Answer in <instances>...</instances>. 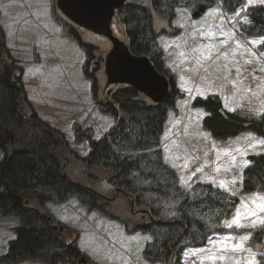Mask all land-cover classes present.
Segmentation results:
<instances>
[{
  "label": "rangeland",
  "instance_id": "1",
  "mask_svg": "<svg viewBox=\"0 0 264 264\" xmlns=\"http://www.w3.org/2000/svg\"><path fill=\"white\" fill-rule=\"evenodd\" d=\"M56 1L0 0V25L10 55L22 71L26 115L35 113L62 133L71 151L85 156L90 149L88 139L78 136L75 127H89L95 139L103 137L115 120L100 109L98 101L105 103L123 84L107 85L105 58L112 48L108 37L74 24L58 9ZM127 1L146 3V0ZM206 4L198 17H194V13L199 8L186 7H178L169 23L154 17V27L160 32L158 44L163 52L164 67L174 77L180 94L164 123L160 139L163 158L175 169L179 185L187 191L199 183L221 189L220 181H225L228 190L223 191L232 204L231 214L220 224L210 226L212 231L206 243L185 248L179 264H253L254 259L261 261V254H264V226L260 225L264 212L257 208V204L264 203V191L242 192L246 168L243 165L251 155L264 153V144H256L263 138L244 133L217 141L203 129L206 113L192 104L197 97L216 95L226 110L234 108L235 112L252 117L264 111V37L251 33L248 18L249 8L264 4V0H245L234 12L225 10L222 0H211ZM213 9L218 11L213 12ZM237 12L240 15L237 16ZM111 28L114 35L127 44L126 27L117 15L112 19ZM71 33L78 37H71ZM221 41L226 43L221 44ZM85 44L93 48L91 54L85 53L82 47ZM211 45L215 47L210 48ZM209 54L211 58L202 60L197 66L196 58ZM231 81H236L235 87ZM145 99L155 103L150 97ZM238 148L240 152L236 151ZM243 152H247V156ZM64 153L74 167L72 178L77 179L81 169L75 168L69 151ZM185 164L186 168L183 167ZM197 168L202 171L196 172ZM194 172L195 176L192 175ZM181 178L192 187L188 188ZM233 180L236 183L233 184ZM98 183L103 193L113 196L108 194L113 189L108 183L104 180ZM176 204V201L168 202V215L175 214L173 207ZM115 206L123 219L131 214L125 198L119 197ZM46 207L60 225L61 238L75 242L82 256L87 258L86 264H161L149 263L143 257V248L151 237L131 233L120 221L97 211H88L75 197L58 204L49 202ZM238 209L241 215L248 211L257 215L241 220L240 227L228 228L225 222L230 223ZM254 222L256 226H253ZM15 225L14 219L0 216V255L6 252L14 237L12 228ZM249 234L251 239H241ZM225 236L232 239L224 240ZM238 244L241 248L235 249ZM18 264L44 263L25 261Z\"/></svg>",
  "mask_w": 264,
  "mask_h": 264
},
{
  "label": "trees",
  "instance_id": "2",
  "mask_svg": "<svg viewBox=\"0 0 264 264\" xmlns=\"http://www.w3.org/2000/svg\"><path fill=\"white\" fill-rule=\"evenodd\" d=\"M222 1L225 10L234 12L245 0ZM206 3L211 0L127 1L117 10L126 27L130 53L150 58L169 79V94L160 103H148L143 86L126 83L105 103L98 101L115 123L99 139L94 138L91 128L75 127L78 136L88 139L90 149L85 156L71 151L62 133L35 113L26 115L22 71L10 55L0 25V216L16 221L14 237L0 255V264H76L83 253L75 242L61 238L60 225L46 207L69 197H75L88 211L120 221L131 233L151 237L142 253L149 263L179 264L185 248L204 245L210 226L231 214V200L223 190L202 183L190 191L182 188L160 146L166 116L180 94L174 77L164 67L154 17L169 23L178 7L199 8ZM248 18L251 33L264 37V4L250 7ZM82 47L91 54L93 48ZM192 105L206 113L203 129L217 141L244 133L264 139V116L226 110L216 95L197 97ZM68 151L75 168L81 169L77 179L72 178L74 167L64 156ZM249 161L243 171L242 192H263L264 153L251 155ZM101 180L113 188L108 193L112 197L99 189ZM119 197L127 200L131 210L126 219L115 206ZM170 201L177 202L173 216L167 214Z\"/></svg>",
  "mask_w": 264,
  "mask_h": 264
},
{
  "label": "water",
  "instance_id": "3",
  "mask_svg": "<svg viewBox=\"0 0 264 264\" xmlns=\"http://www.w3.org/2000/svg\"><path fill=\"white\" fill-rule=\"evenodd\" d=\"M126 2L127 0H57L56 5L74 24L104 35L112 42L105 65L107 85L137 83L146 89L142 91L157 104L169 94V79L156 69L147 55L131 54L127 44L114 35L111 28L117 10ZM204 10L205 6H200L194 17L200 16ZM87 262L85 256L78 260V263Z\"/></svg>",
  "mask_w": 264,
  "mask_h": 264
},
{
  "label": "snow or ice",
  "instance_id": "4",
  "mask_svg": "<svg viewBox=\"0 0 264 264\" xmlns=\"http://www.w3.org/2000/svg\"><path fill=\"white\" fill-rule=\"evenodd\" d=\"M248 6L250 7L251 5H248ZM212 11H213V12H216V11H218V9H213ZM236 15L238 16V15H240V13L237 12ZM223 19H224V17L221 16V20H223ZM244 22L247 23V20H245ZM201 35H204V33L201 32ZM224 43H226V41H221V44H224ZM262 43H264V40H262ZM237 46L239 47V42H237ZM209 47H210V48H214L215 46H214V45H211V46H209ZM193 51L195 52V51H199V50H198V49H193ZM216 51H219V49L216 48ZM181 55H183V53H181ZM225 55H226V54H225ZM253 55H255V53H253ZM210 58H211V54H209L208 56H198V57L196 58L197 66H200V65H201V61H202V60H203V61H207V60L210 59ZM218 58H219V57H218ZM248 63H250V61H248ZM197 70H199V67H197ZM236 72H237V74L239 75V73H240V69L237 68V69H236ZM225 79H227V77H225ZM231 83H232L233 87L236 86V81H231ZM229 111H235V109L232 108V109H229ZM256 115L264 116V111L258 112V113H256ZM256 144H264V139L257 140V141H256ZM250 147H255V145H250ZM236 151H237V152H240L241 150L238 148V149H236ZM242 154H243L244 156H247L248 153H247V152H243ZM259 154H260V153H258V152L255 153V155H259ZM235 159H236V157L233 156V157H232V160L235 161ZM250 163H251L250 161L245 160L243 166H244V167H247ZM173 167H177V165H173ZM183 167L186 168V167H187V164L183 165ZM201 171H202V169H200V168H197V169H196V172H201ZM192 175L195 176L196 173L194 172V173H192ZM209 179H211V178H209ZM181 180H182V182H183L184 184H186V186H187L188 188H191V187H192L190 183H187L186 181H183V178H181ZM232 183L234 184V183H236V181L233 180ZM220 188H221L222 190H225V191L228 190L227 187H226V182H225V181H220ZM231 194L234 195V193H231ZM257 195H258V194H257ZM253 203H256V201L253 200ZM245 208H247V204H245ZM257 208L259 209V211L264 212V203L257 204ZM256 215H257V213H256V212H253V211H248V212L245 213L244 215H241V213H240V211H239V209H238L236 215H235L234 218H233V220H232L230 223H229V222H225V225H226L228 228H232L233 226L240 227V226H241V224H240V221H241V220H246V219L248 218V216H256ZM260 225H261V226H264V219H262V220L260 221ZM253 226H256V225H255V222L253 223ZM149 239H150V238H149ZM230 239H232L231 236H225V237H224V240H230ZM241 239H242V240H243V239H251V234H249L247 237H241ZM209 242H210V243L213 242V241L211 240V238H209ZM240 248H241V245H239V244L235 246V249H240ZM261 256H262V260H261V261H255V259H254L253 264H264V254H261Z\"/></svg>",
  "mask_w": 264,
  "mask_h": 264
},
{
  "label": "flooded vegetation",
  "instance_id": "5",
  "mask_svg": "<svg viewBox=\"0 0 264 264\" xmlns=\"http://www.w3.org/2000/svg\"><path fill=\"white\" fill-rule=\"evenodd\" d=\"M112 49V48H111ZM106 57H107V55H106ZM105 65H106V58H105ZM106 73V72H105ZM120 84V83H119ZM123 85H127V84H125V83H122Z\"/></svg>",
  "mask_w": 264,
  "mask_h": 264
},
{
  "label": "bare ground",
  "instance_id": "6",
  "mask_svg": "<svg viewBox=\"0 0 264 264\" xmlns=\"http://www.w3.org/2000/svg\"><path fill=\"white\" fill-rule=\"evenodd\" d=\"M213 6V5H212Z\"/></svg>",
  "mask_w": 264,
  "mask_h": 264
}]
</instances>
